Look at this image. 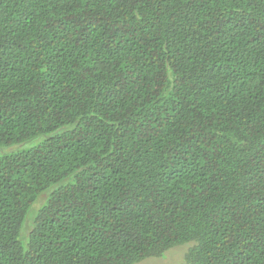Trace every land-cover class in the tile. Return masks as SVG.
Segmentation results:
<instances>
[{
  "label": "trees",
  "instance_id": "obj_1",
  "mask_svg": "<svg viewBox=\"0 0 264 264\" xmlns=\"http://www.w3.org/2000/svg\"><path fill=\"white\" fill-rule=\"evenodd\" d=\"M0 264H264V0H0Z\"/></svg>",
  "mask_w": 264,
  "mask_h": 264
},
{
  "label": "rangeland",
  "instance_id": "obj_2",
  "mask_svg": "<svg viewBox=\"0 0 264 264\" xmlns=\"http://www.w3.org/2000/svg\"><path fill=\"white\" fill-rule=\"evenodd\" d=\"M7 147H0V155L7 152ZM192 246V243L177 245L168 250L162 257H152L136 264H182L185 254Z\"/></svg>",
  "mask_w": 264,
  "mask_h": 264
}]
</instances>
